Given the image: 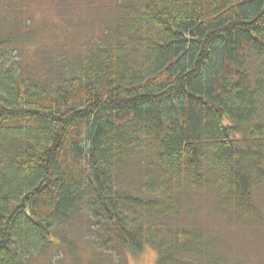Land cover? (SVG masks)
<instances>
[{
	"label": "trees",
	"instance_id": "trees-1",
	"mask_svg": "<svg viewBox=\"0 0 264 264\" xmlns=\"http://www.w3.org/2000/svg\"><path fill=\"white\" fill-rule=\"evenodd\" d=\"M117 5L46 75L16 60L0 25V264L76 258L79 242L97 258L151 248L157 264H199L203 234L172 223L209 191L259 222L264 0Z\"/></svg>",
	"mask_w": 264,
	"mask_h": 264
},
{
	"label": "rangeland",
	"instance_id": "rangeland-1",
	"mask_svg": "<svg viewBox=\"0 0 264 264\" xmlns=\"http://www.w3.org/2000/svg\"><path fill=\"white\" fill-rule=\"evenodd\" d=\"M119 0H0V25L3 33L16 37L10 52L30 70L44 73V61L52 56L58 66L65 57L73 62L80 58L88 44L100 36L108 22L121 13L115 10ZM44 75H46L44 73ZM264 119V116H263ZM144 176L146 175L143 173ZM259 222L241 218L219 208L217 191L186 196L181 216L172 224L200 231L208 253H214L220 264H264V191L255 193ZM82 253L74 258L53 252L29 259L28 264H157V254L146 248L142 254L128 253L93 256L85 242H79ZM208 253L206 256L208 257ZM206 263L200 260L199 264ZM97 258V259H96Z\"/></svg>",
	"mask_w": 264,
	"mask_h": 264
}]
</instances>
